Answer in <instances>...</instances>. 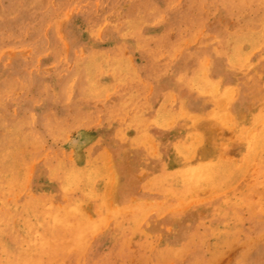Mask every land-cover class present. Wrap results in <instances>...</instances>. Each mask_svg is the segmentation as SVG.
I'll return each mask as SVG.
<instances>
[{"label":"rangeland","instance_id":"1","mask_svg":"<svg viewBox=\"0 0 264 264\" xmlns=\"http://www.w3.org/2000/svg\"><path fill=\"white\" fill-rule=\"evenodd\" d=\"M179 1L188 6L186 0ZM45 2L41 5L31 0L17 23H11L7 7L0 11V160L12 154L8 146L14 133H20L16 142L22 144L17 154L26 155H18L15 171L0 161V264H264V0H252L235 11L227 5H202L201 21L186 27H173L165 16L161 17L159 28L166 34L167 46L163 49L151 39L149 53L163 69H151L126 46L120 49L117 57L135 63V89L141 88L138 101L143 114L151 101L165 108L181 104L184 112L177 119L168 115L169 127L139 131L144 139L140 143L115 137L99 111L94 116L89 111L81 112V116L68 104L78 85V69L96 60L97 53L88 44L90 36L97 44L110 43L129 5H115L110 13L98 15L102 5ZM92 11L98 15L92 21L94 34L81 36L76 28ZM148 11L150 20L154 13ZM193 15H198L197 10ZM113 53L109 52L110 59L117 58ZM180 71L185 76L179 81ZM195 71L203 81H212L210 85L204 82L212 89L206 86L202 91L198 81L188 85L187 77ZM120 77L128 82L125 72ZM112 86L107 100L121 94L120 84ZM60 91L65 104L59 101ZM46 98L53 103L44 119L41 103ZM103 102L97 94L85 99L86 104H96L95 110ZM124 113L125 118L131 117V111ZM46 120L53 131L46 128ZM192 128L200 139L196 156L180 163L182 175L188 177L203 167V181L186 193H171L156 183L160 156L168 157L166 151L175 141L176 130ZM148 135L156 145L146 140ZM92 153L99 162L106 161L108 181L94 180L93 185L78 191L72 184L62 195L58 180L50 178L56 161L65 165L76 160L82 163ZM180 164L173 162L170 169L176 170ZM103 198L107 216L99 222L102 205L97 201ZM68 204L82 206L76 214L80 221L87 226L95 223L99 229L87 235L81 252L57 246V214ZM137 209H143L142 217L136 216ZM12 220L17 226L37 222L34 230L17 231L21 237L19 251L24 256L14 262L8 259ZM3 225H8V231L1 230ZM108 232H115L116 244L106 237Z\"/></svg>","mask_w":264,"mask_h":264},{"label":"bare ground","instance_id":"2","mask_svg":"<svg viewBox=\"0 0 264 264\" xmlns=\"http://www.w3.org/2000/svg\"><path fill=\"white\" fill-rule=\"evenodd\" d=\"M30 1L31 0H0V11L3 9V7H7V9L9 10V18L11 20V23L20 22L21 18H22V15L24 13L23 12V8H24L25 5H28V3ZM34 1H36V3H38V4L46 5L45 0H44V2H42V1L40 2V0H34ZM96 1L97 0H59L60 5H64V4L65 5H69V4H72L74 2L86 3V5H102V10H101V12L98 15L106 13V12L110 13L113 10L115 5H129L128 10L125 11V13H124V19L122 20V22L120 24H118L116 26L115 38L112 39V41L110 43H107L105 45L97 44V42H95V40L93 39L94 36L93 37L90 36V41H89L88 44H91V46L95 49V52L97 53L96 54V60H94L93 63H91V64H87L86 63V64L82 65L80 67V69H78V73H76L78 75V83H77L78 85L76 87H74L73 100H71L70 101L71 103H68V104H71L75 108H77L78 111H79V115H81L80 114L81 112H86V111L88 112L89 111L88 113H90L91 116H94L96 114L98 115L97 112L99 111L102 114L103 118L107 121L108 129L111 132H113L115 137H117L118 139L128 138L131 143H140V142L144 141V139L139 137V135H138L139 131H141V130L146 131L148 128H151L152 126L169 127L170 126L169 118L171 116H172V118L180 117V115H182V113H184V112L182 111L183 108H182L181 104L176 105V106L171 107V108H165V107H157L153 103V101H151V103H150L151 105H149V103H147V105L149 106L147 108L148 112L146 114H143L142 110L140 109L141 104L138 101L139 94H140L139 91L141 90V88L137 89V90L135 89V87H138V85L135 84V83H138V74H137V72L134 69H132V67L135 66V65H133L135 63L132 62V61L124 60L122 58V56H120V55L117 57L116 55L119 53L120 49L122 47L126 46L132 52H136L137 53V55L141 59V62L146 60V65L150 66L151 69H154L155 67L161 69L163 66L160 64V62H157L155 60V56H151L150 53H149L150 52L149 48L151 47L149 41H151V39L155 40V41H158V43L160 44L161 47H163V49L167 46L166 45L167 44L166 34L163 31H161L160 28H159V19L161 17L165 16L167 21L170 22L173 27L174 26L178 27L179 25L181 26V24H184V26L185 25L189 26V25L194 24V22L197 23L199 20L201 21L202 5H210L211 3H214V4H216V5H218L219 7H222V8H224V6L227 5L229 10L235 11V10H240V8H242L243 5H249V3L252 0H186V4L188 5L187 7L184 4L182 5V3L179 0H100L98 4L96 3ZM148 10H153V13H154V15L152 16V18L150 20L147 19L148 16L146 15V11H148ZM194 10H197V12H198V15L195 16V17L193 15V11ZM94 11L91 12L92 14L88 13L87 15H84V17H82L81 22H79V25L77 26L76 29L78 30V33L81 36H85L87 34H92V35L94 34V31L92 30V28H93V23H94L95 20L93 18L96 17V16L98 17L97 12H94ZM49 14H51V13H49ZM48 20H49V18H48ZM92 21H93V23H92ZM246 29H248V28H246ZM181 39H183V38H181ZM154 44L155 43H153V45ZM173 46L175 47V45H173ZM124 50L125 49L123 48V52H124ZM109 52H114L115 53L114 56H116L117 58L110 59L109 58L110 57ZM90 53H92V52H90ZM59 54H61V53H59ZM162 55L163 54H161V57H162ZM169 58H171V57L169 56ZM158 59H159V56H158ZM58 64H59V61H58ZM79 64H80V62H79ZM79 64H77V66ZM139 65H140V63H139ZM59 70L60 69H58V71ZM201 70H203V68H201ZM196 71L194 72V75L192 74V76L187 77V80H188L187 83H188V85L192 86V85L196 84V82L198 81L201 84L200 89L202 91H206L208 86L206 85L207 86L206 87L204 85V82H207L210 85V84H212V81H210L208 79L203 81V78L201 76H198V77L196 76V75H199ZM123 72H125L126 75H127V78H128L127 79L128 80L127 83L124 82V81H121V79H120L121 78L120 75ZM178 74H179V81L183 80V77L185 76V75H183L184 72L180 71V73H178ZM57 77H59V76H57ZM213 83H215V81H213ZM218 83H220V82H218ZM115 84H120L122 86L121 94L119 93L118 97L115 98V99L107 100V98H109V97H107L108 96L107 94H108L109 90H111L110 87L112 85H115ZM16 86H17V84H15V87ZM218 86H220V85H218ZM144 87H145V85H144ZM146 87H148V86H146ZM210 87L211 86H209L208 89ZM112 88H113V86H112ZM55 89H56V87H55ZM211 89H212V87H211ZM98 90H100V91H98ZM10 91H8V92L10 93ZM113 92H114V90H113ZM207 92H205V93H207ZM222 92H224V91H222ZM67 94H68V92H67ZM92 94H95V95L97 94V95L101 96L102 99H104L103 105H102V107L100 109L95 110L96 104L95 105L93 104L92 105L93 108L89 110L91 104L90 103H87V104L85 103V99L88 100L89 97H91ZM212 94H213V92H212ZM225 96H227V94ZM58 97H59V101L64 103V101H63V97L64 96H63V92L62 91H60V95ZM48 99L49 98H46V100H43L42 103L40 102L41 103V110H43V114H44V119L47 116L50 115V111H49V114H48L47 111H48V109L50 108V106L53 103V102L51 103V101H50L51 99H49V101H48ZM66 99H68V98H66ZM98 101H100V99ZM221 104H223V103L221 102ZM18 105H20V104H18ZM66 108H67V106H66ZM218 109H219V106H218ZM126 110H128V112L131 111V117L130 118H125V113L124 112ZM224 111H226V110H224ZM227 112H229V111H227ZM223 113H225V112H223ZM238 114H240V113H238ZM168 115H171V116L169 117ZM1 116H2V118H4L3 112H2ZM56 116H57L56 119L57 120L60 119L58 121L62 122L61 121L62 118H58V114H56ZM81 116H83V115H81ZM75 118L78 119L77 117H75ZM73 121H74V119H73ZM82 121H84V120H82ZM63 122L65 123L66 121H63ZM46 123H47V120H46ZM54 123H56V122H54ZM47 124H48V126H46V128H48L49 130L53 131L54 130L53 127L50 126L49 123H47ZM56 124L58 125V123H56ZM246 125H248V124H246ZM64 127H66V126H64ZM67 127H69V126H67ZM249 128H250L249 125L245 127V129H247V130ZM19 130H20V128H19ZM19 135H20V133H14L13 135L11 134L12 139L10 138L11 142H10L8 147L11 148L12 154H10L7 158L3 159V161L0 160L1 162H3V164H6L5 166L8 167L9 169H11L12 171H15L14 168L18 166V164H17V159L19 157L18 155L21 154V155L24 156L23 152L17 154V152L19 151V148H21V147H19L20 143L18 144L16 142V140L19 139L18 138ZM51 135H52V133H51ZM2 137H4V136H2ZM151 138L152 137L150 135H148L146 140H148V142H151L152 145H156L155 141L152 140ZM6 139H7V137H6ZM199 139H200V136L198 135L196 129L192 128L190 130H183V129L176 130L175 141L172 143V146L170 147V149L168 151H166L169 154L168 157L165 154L160 156V167L157 169L158 171H157V175H156L157 176L156 177L157 178L156 179V183L158 185L164 186V188L168 189V191H170L171 193L179 194L181 192H183V193L185 192L186 193V192L190 191L192 188H195L196 186L201 184V182L203 181L202 175L204 174V170H203L204 168L203 167H200L199 172H197L198 170L197 171L195 170V173H193V175H189L188 177H184L182 175L183 167H181V164H180L181 162H184V160L187 159V161H188V159H191L192 157H194V155L196 156V143H198ZM1 144L2 143H0V145ZM0 152H1V150H0ZM25 156H24V158H25ZM83 159L84 160L82 161V163L76 160L75 162H70L69 165H65V163H63L61 160L56 161L57 163L54 165V169H53L54 172L50 175V178H54V179L58 180V182H59V191H60V193L62 195H65V193H67L68 189L71 187L72 184H75V186H76L75 187V191H78V189H81V188L82 189H86L90 185H93L94 184V180H99L101 182L108 181V177H107V174H106V169H107L106 161H103V162L100 161L99 162L98 159L95 157L94 153L88 155V157L83 158ZM20 160H21V157L19 158V161ZM26 160H27V158H26ZM173 162H177V163L180 164V165H178L176 170L170 169V165ZM195 167H198V166L195 165ZM197 169H199V168H197ZM19 170H21V168ZM200 171H201V173H200ZM20 174H22V173H19L18 175H20ZM214 181H216V180H214ZM0 182H2V181H0ZM156 183H153L152 185H157ZM106 185H108V184H106ZM206 185H208V184H206ZM206 185H202V186H206ZM200 188H202V187H200ZM216 189H218V188L216 187ZM171 197H173V196H171ZM34 198H32V199H34ZM108 198H106V199L108 200ZM180 199H183V198H180ZM104 200H105L104 198L103 199H98L97 202H99V204L102 205L100 207L102 208V210L105 211L107 206H105V205L103 206V204H104L103 201ZM41 201H43V200H41ZM26 202H25V204H27ZM164 203H166V202H164ZM29 205H31V202L29 203ZM39 207L42 208L41 206H39ZM81 207H80V205H76V204L71 205L70 204L69 206H66L63 209H61L58 212V214H57L59 216V220L56 222V225L59 226V228H60L59 230L56 231L57 235H58V239H57L58 244H57V246L61 245V246H59L61 250H63V249L70 250L72 247L75 250L77 248H78V250L82 249L84 247L85 238L87 237V235H89L91 233H95L97 230H99L98 226L95 223L93 225L90 224L91 226L83 225V222H81L80 219H79L80 215L77 216L78 215L77 211ZM108 207H109V205H108ZM26 208H28V207H26ZM30 208H32V207L30 206ZM31 210L33 212V211H37L38 209L37 210L31 209ZM102 210H101V214L99 216V218H100L99 222H103L106 219V216H107V212L106 211L104 212ZM142 210L143 209H141V210L137 209L136 210V216L137 217H142L144 215ZM132 211H133V209H132ZM3 213H5V211ZM30 215H32V214H30ZM30 215H26V216H28V218H29ZM108 215H111V214H108ZM22 216H23V212H22ZM119 216H120V214H119ZM137 217H135V218H137ZM5 218H6V216H5ZM5 218H4V220H6ZM31 218L32 217L30 216L29 219H31ZM20 219H21V217H20ZM20 219H19V222L21 221ZM93 219H95V218H93ZM112 220H113V217H112ZM82 221H85V220L82 219ZM99 222H98V224H100ZM13 223H14V220H12V222H9V226H10L9 230L10 231L7 230L8 229V227H7L8 225L7 226L6 225L1 226V230H7L8 233L10 234L9 235L10 240H9V243H8L9 244L8 259L10 261H12V262L16 261L17 259H21L24 256V255L21 256V252L19 251V248H20L19 247V242L21 241V237L18 236L19 232L17 233V231L21 230V229L24 230V232L25 231H29V230L33 229V227L35 225H37L36 221L33 222L34 224H31V223L28 224V223L24 222V223H22V224H20L18 226L17 225H13ZM44 223H46V222H44ZM116 223L118 224V222H116ZM106 226H104V228ZM115 226H116V224H115ZM122 226H123V223H122ZM130 226L132 227L133 225H130ZM126 228H128V227H126ZM49 230H51V229H49ZM121 231H122V228H121ZM33 233H35V231ZM50 233H51V231H50ZM44 235H46V234H44ZM105 235H106V237H108L110 239V242L112 244H116V234H115V232H111V233L108 232ZM23 237L25 238V236H23ZM45 238H47V237H45ZM26 239H28V238H26ZM53 239H55V238L53 237ZM50 240H51V238H50ZM53 243L55 244V241ZM51 251H53V250H51ZM81 251L82 250H80V252ZM47 252H48V249H47ZM79 257H80V254H79Z\"/></svg>","mask_w":264,"mask_h":264}]
</instances>
